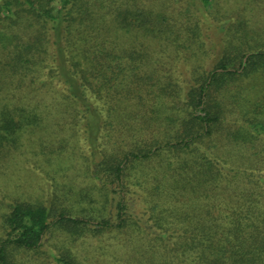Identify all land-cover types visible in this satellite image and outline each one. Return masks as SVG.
Instances as JSON below:
<instances>
[{"label": "trees", "instance_id": "trees-1", "mask_svg": "<svg viewBox=\"0 0 264 264\" xmlns=\"http://www.w3.org/2000/svg\"><path fill=\"white\" fill-rule=\"evenodd\" d=\"M191 5L0 0V161L69 110L98 181L75 195L78 212L13 204L0 264L6 244L38 248L57 228L61 264H81L70 245L109 229L129 234L127 264H264L263 7L214 0L210 12L236 18L211 51ZM41 142L59 158L63 139Z\"/></svg>", "mask_w": 264, "mask_h": 264}, {"label": "rangeland", "instance_id": "rangeland-1", "mask_svg": "<svg viewBox=\"0 0 264 264\" xmlns=\"http://www.w3.org/2000/svg\"><path fill=\"white\" fill-rule=\"evenodd\" d=\"M186 1L179 0V5H184ZM189 1L192 3L191 10L195 11L199 20L204 23L208 47L211 51L219 49L222 38L220 26L223 27L234 20L236 12L223 18V15L212 13L215 12L214 0ZM216 1L225 3L228 11L230 8L239 7L237 9L242 10L245 6L259 5L263 7V12L257 9V13L264 18V0ZM213 65L214 60L210 57L206 60L204 68L210 69ZM34 97L35 100L38 98L46 104L51 102L50 95L46 92L35 94ZM76 117L69 110L48 114L47 128L38 129L34 135H28V140L21 149L0 161V242L7 237L4 227L5 215L12 205L19 201L42 203L50 208L53 201H59V206H73L75 210L87 205L86 202L80 204L73 199L81 189L91 187V184L98 181L92 175L94 163L91 160V150L85 144L82 132L77 131V123L81 124V119ZM51 138L64 141L58 159L43 149L44 143L41 140ZM117 232L109 229L100 236L87 234L74 241L70 248L81 264H127L126 259L132 249L130 236ZM65 245L68 246V243L65 242V230L62 228L46 233L38 248L25 249L6 244V264H61L57 257L65 252Z\"/></svg>", "mask_w": 264, "mask_h": 264}]
</instances>
